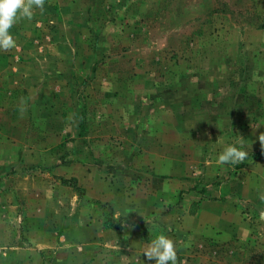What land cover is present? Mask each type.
Instances as JSON below:
<instances>
[{
  "label": "rangeland",
  "instance_id": "rangeland-1",
  "mask_svg": "<svg viewBox=\"0 0 264 264\" xmlns=\"http://www.w3.org/2000/svg\"><path fill=\"white\" fill-rule=\"evenodd\" d=\"M10 31L0 264H155L142 246L161 232L178 264H264V0H46ZM239 136L247 160L217 164ZM75 156L100 175L64 173ZM161 184L156 211L116 214ZM198 196L219 200L228 235L182 227Z\"/></svg>",
  "mask_w": 264,
  "mask_h": 264
},
{
  "label": "crops",
  "instance_id": "crops-1",
  "mask_svg": "<svg viewBox=\"0 0 264 264\" xmlns=\"http://www.w3.org/2000/svg\"><path fill=\"white\" fill-rule=\"evenodd\" d=\"M75 157V163L69 164L67 170H65L64 173L68 172L70 173L69 175L79 178L82 177V180L85 181L86 179L83 178L84 175L90 179H92L96 174L100 175V166L98 165V163L96 164L94 162H91L90 166H88L89 164L84 165L82 162L77 161V156ZM171 186L173 187L172 193L179 189L178 184L172 183ZM163 188L164 187L161 184L155 186L154 192L145 193L142 191H134L133 195L130 197L134 202H131V200L128 198L123 199L127 202V204H121L122 202L120 201V203L118 204L119 212H117L116 214L128 219L131 217L140 219L136 216L150 215L152 212L156 211L158 204L162 205L163 203L161 196ZM91 191L92 195L96 198L103 195L107 200H111L115 196L113 190H111L109 186L107 188L105 186V189L100 190V188L98 187V182L94 183ZM194 197L197 198L195 194ZM198 198L200 199V203L197 205L198 208L195 210V212L193 214L187 213V215L182 216V227L190 229L195 235L199 232L205 233L209 236L218 234V237L228 235L227 229H232L234 227V224L232 220H230L225 214H223V212L220 211L222 207L219 200L217 201L209 198L202 199V197L199 196ZM114 204H116V201L113 202V205ZM178 225L179 223L176 222L173 229H177ZM146 246L147 244L144 243L142 246L143 250ZM129 249H131V245H129ZM126 251H128V248H126ZM128 253H131V251L129 250Z\"/></svg>",
  "mask_w": 264,
  "mask_h": 264
},
{
  "label": "clouds",
  "instance_id": "clouds-1",
  "mask_svg": "<svg viewBox=\"0 0 264 264\" xmlns=\"http://www.w3.org/2000/svg\"><path fill=\"white\" fill-rule=\"evenodd\" d=\"M45 2L46 0H0V50L10 51L17 46L10 30L21 20L31 21L36 9L42 14ZM258 139L261 148L264 149V133H261ZM243 141L244 138L239 136L236 143L225 147L218 154L216 163L233 167L244 163L248 158V152L244 150ZM142 253L147 260H154L155 264H178L175 243L162 232L147 243Z\"/></svg>",
  "mask_w": 264,
  "mask_h": 264
}]
</instances>
